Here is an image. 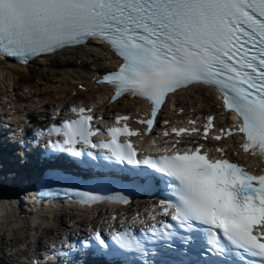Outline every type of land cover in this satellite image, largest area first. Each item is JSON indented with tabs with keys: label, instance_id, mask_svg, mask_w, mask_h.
I'll return each instance as SVG.
<instances>
[{
	"label": "snow or ice",
	"instance_id": "6c2138e0",
	"mask_svg": "<svg viewBox=\"0 0 264 264\" xmlns=\"http://www.w3.org/2000/svg\"><path fill=\"white\" fill-rule=\"evenodd\" d=\"M91 41H102L122 60L117 70L97 81L115 87L112 100L131 93L150 102V113L138 120L146 130L152 129L170 94L207 85L220 91L222 106L239 119L233 128H220L211 138L219 141L239 132L244 136L243 151L264 158V0H0L2 54L26 62ZM71 111L77 118L48 130L65 137L53 147L90 143L89 137L100 131L93 129L92 108ZM128 119L116 117L123 127L107 129L112 139L105 146L117 159L149 165L169 179L176 202H165L164 213L174 208L172 219L181 228L191 229L195 222L204 225L218 255L234 252L236 261L244 262L247 255L264 264V171H250L228 158L224 148H215L219 155L210 154L195 139L181 146L182 134L191 138L201 132L194 126L165 131V136L175 134L171 147L155 159H138L131 142L118 140L121 134H142L129 128ZM214 119L206 117L204 140L209 139ZM188 123L195 125L196 120ZM139 176L146 183L153 179L147 172ZM86 195L82 203L97 199ZM95 239L105 244L99 232ZM117 239L125 248L140 244Z\"/></svg>",
	"mask_w": 264,
	"mask_h": 264
},
{
	"label": "bare ground",
	"instance_id": "6f19581e",
	"mask_svg": "<svg viewBox=\"0 0 264 264\" xmlns=\"http://www.w3.org/2000/svg\"><path fill=\"white\" fill-rule=\"evenodd\" d=\"M72 49V51H62L63 57H55L51 54L34 59L27 68L29 72L25 70L18 75L19 77L25 76L27 80L19 86V93L14 92V97L12 94L7 96L10 98L9 102L14 105L17 111H32L35 115V108L42 109L40 114V117H42L46 115V112L43 111H47V106L52 99L65 98L73 90L81 95L85 93L103 95L105 93V87L89 82V78L96 72L113 66L115 64L113 55L106 50L103 44L94 42ZM5 69L6 67L0 63V88L8 90L12 86V89H14L16 78L13 75L14 72L19 70L8 69L7 72L11 74L10 77L7 72L5 73ZM30 72L38 74V77L31 80V74H28ZM78 82L86 84L88 88L86 90L79 89L76 85ZM95 86L96 88H94ZM3 97L5 96L3 95ZM5 101V99H1L0 103ZM215 103L214 97L206 88H197L193 93H180L177 107L183 108V114L193 108L194 110L187 114L197 116L204 115L205 112L211 110ZM110 105L115 109H125L123 101ZM172 112L174 116H180L175 114L174 111ZM227 143L229 142L220 143V146ZM0 235L4 237V234L0 233ZM0 239L1 244L14 247L12 243L2 240L4 238L1 237ZM1 258L3 259V257Z\"/></svg>",
	"mask_w": 264,
	"mask_h": 264
},
{
	"label": "rangeland",
	"instance_id": "374dc122",
	"mask_svg": "<svg viewBox=\"0 0 264 264\" xmlns=\"http://www.w3.org/2000/svg\"><path fill=\"white\" fill-rule=\"evenodd\" d=\"M7 70H8V69L6 68L4 71L6 72ZM7 74L10 75V77H11V74H10L9 72H7ZM28 74H31V77H32L31 80H33L35 77H38V74H32V72H30V73H28ZM13 76H14V75H13ZM24 77H25V76H22V78H24ZM25 81H26V80H25ZM18 83H20V80H18ZM16 87H17V86H16ZM90 95H91L90 93H85L83 96L89 98V97H91ZM1 237L4 238L3 236L0 235V238H1ZM5 250H6V248L3 250V252H4ZM1 254H2V256H3V253H1ZM5 256H6V255H5ZM5 258H7V256H6ZM6 264H9V262L6 261Z\"/></svg>",
	"mask_w": 264,
	"mask_h": 264
}]
</instances>
